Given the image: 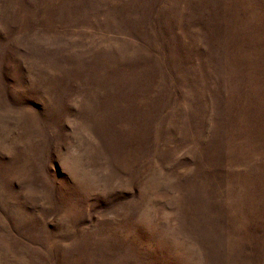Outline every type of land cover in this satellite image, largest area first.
Masks as SVG:
<instances>
[{
	"label": "rangeland",
	"instance_id": "1",
	"mask_svg": "<svg viewBox=\"0 0 264 264\" xmlns=\"http://www.w3.org/2000/svg\"><path fill=\"white\" fill-rule=\"evenodd\" d=\"M0 264H264V0H0Z\"/></svg>",
	"mask_w": 264,
	"mask_h": 264
}]
</instances>
